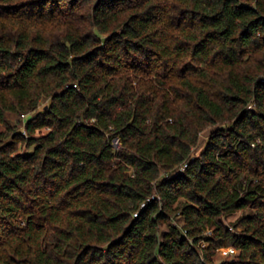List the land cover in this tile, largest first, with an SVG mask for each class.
Returning a JSON list of instances; mask_svg holds the SVG:
<instances>
[{
  "label": "trees",
  "instance_id": "16d2710c",
  "mask_svg": "<svg viewBox=\"0 0 264 264\" xmlns=\"http://www.w3.org/2000/svg\"><path fill=\"white\" fill-rule=\"evenodd\" d=\"M0 123V264H264V0H0Z\"/></svg>",
  "mask_w": 264,
  "mask_h": 264
},
{
  "label": "rangeland",
  "instance_id": "374dc122",
  "mask_svg": "<svg viewBox=\"0 0 264 264\" xmlns=\"http://www.w3.org/2000/svg\"><path fill=\"white\" fill-rule=\"evenodd\" d=\"M7 118L11 121V122H15L17 120V117L15 114H8ZM0 129H5V124L4 123H0ZM207 233H210V231H207ZM202 245L204 246H208V242L205 240H202ZM234 253V252H232ZM229 253H226L223 251V249H218L217 254L215 256V260L217 262V264H219L220 262L224 261L227 257Z\"/></svg>",
  "mask_w": 264,
  "mask_h": 264
},
{
  "label": "built area",
  "instance_id": "2783aa9c",
  "mask_svg": "<svg viewBox=\"0 0 264 264\" xmlns=\"http://www.w3.org/2000/svg\"><path fill=\"white\" fill-rule=\"evenodd\" d=\"M118 140L115 141V144H118ZM224 252L226 253H232V252H235V249L233 247H229V248H226V249H223Z\"/></svg>",
  "mask_w": 264,
  "mask_h": 264
}]
</instances>
